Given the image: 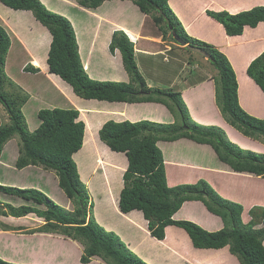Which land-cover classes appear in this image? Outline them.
<instances>
[{
  "label": "trees",
  "instance_id": "1",
  "mask_svg": "<svg viewBox=\"0 0 264 264\" xmlns=\"http://www.w3.org/2000/svg\"><path fill=\"white\" fill-rule=\"evenodd\" d=\"M106 1L112 0H77L81 7L89 10L99 9ZM130 1L143 14L151 15L164 36L166 29H169L185 45L199 47L209 54V61L218 71V78L214 80L216 103L225 121L246 137L255 140L264 138V118L249 114L240 104L237 73L229 58L214 46L190 36L171 8L170 0ZM0 2L16 12H31L49 31V73L64 81L75 96L110 103H161L172 114L177 113L176 116L186 124L183 127L177 123L162 124L148 120L136 123L111 120L102 126L99 139L113 152L125 154L128 161L119 199L122 213L141 211L148 221L151 235L158 240L164 239L167 227L177 226L189 235L196 249L219 250L229 247L230 253L241 264H264V207H254L251 210L252 219L245 223L242 220L243 205L220 196L206 180L169 187L163 152L157 143L161 140L188 138L197 143L209 144L220 160L234 172L262 177L264 154L240 148L226 137L222 128L195 122L189 115L180 92L148 88L138 70L134 44L124 31L113 33L110 50L120 51L130 82L100 81L88 75L80 56L76 31L66 16L50 10L41 0ZM206 13L221 24L231 37L243 35L246 27L256 28L264 23V6H256L236 14L212 10H207ZM11 45L7 28L0 24V103L10 116V124L0 127V161L5 160L7 154L4 147L8 141L18 137L21 144L16 161L17 169L35 166L55 172L59 187L67 198L75 201L76 209L68 211L38 189L0 183V194L25 202L20 206L0 202V215L13 219L35 215L43 221L37 233L60 234L79 241L84 247L80 257L81 264H90L96 257L105 264H149L131 251L115 232L107 231L95 218L89 190L81 180L78 161L74 157L83 148L86 130L84 122L79 120V110L68 107L67 101L66 106L62 104L63 98L57 94L55 98L58 105L38 110L36 127L30 130L22 113V107L29 101V96L25 95L22 104H19L2 92L6 80L3 67ZM26 71L35 74L40 70L30 65L26 67ZM246 75L264 93V52L250 62ZM137 87L140 89H136ZM95 122L99 120H94ZM188 201L203 202L211 213L221 218L224 227L209 231L190 220H174V215ZM256 210L261 211L259 215L254 214ZM0 264L18 263H10L0 257Z\"/></svg>",
  "mask_w": 264,
  "mask_h": 264
},
{
  "label": "rangeland",
  "instance_id": "2",
  "mask_svg": "<svg viewBox=\"0 0 264 264\" xmlns=\"http://www.w3.org/2000/svg\"><path fill=\"white\" fill-rule=\"evenodd\" d=\"M41 1L44 2V4H46V6L50 10L62 14L67 18L73 17L76 21V31L78 34L81 33L80 29L81 30L83 29L85 30V28L90 30L96 29L97 31L100 29L102 24L106 28V26H109L108 24L112 25V22L120 23L122 18L121 15L123 9L122 6L126 3L125 0L123 1L114 0L115 1L114 3H112V1H108L105 2L97 10H89L81 7L77 2V0H41ZM0 6L2 7L0 8V24H2L4 27L7 28L12 41L11 48L6 57V63L3 67V72L6 75L5 76L6 80L4 82L2 92L6 94L8 97L17 100L19 104H22V100L25 97V95L29 96V101L24 103L22 107V113L25 116V120L28 128L30 130H33L36 127L35 122L37 120L38 110H40L41 108H51L58 105L55 98L57 94H59L63 98L62 104H65V101H67L66 104H68L67 105L68 107L72 106L73 108L79 110L80 112L79 120L83 121L85 126L87 120L88 121L93 120V122L94 120H99V122H95V124L98 123L97 126L95 127L96 129L99 128V126H101V124H103L105 120L111 118L110 115L108 114L110 111H106V113L104 111L105 114L104 113L102 114L100 113L102 112L100 109L95 110V108L92 107L93 105L92 103H89L91 105L87 104L83 106L84 103L77 101V97L74 95L73 91H71L70 87L64 81H62L59 77L49 73L47 58H48V50L50 48L49 44L51 40V35L49 31L35 19L34 15L31 12H24V11L16 12L8 7L3 6L1 2H0ZM3 8L6 10H3ZM99 12H102L101 16L103 17L107 15L110 17H115V19L109 22L107 21V24L105 25L104 23L105 19H100L98 16L95 15L96 13L98 14ZM119 15L121 16V18L119 17ZM155 15L158 16L159 14L155 13ZM148 16L149 18L151 17V15ZM150 20L152 21L151 22L152 24L150 23L151 28L159 32V38L158 36H155V39H150L151 42L149 43V45H150V49L153 48V53L152 54L140 53L141 51L135 50L137 41H132L134 44V50L136 56L135 60L136 63L138 64V70L141 73L142 77L145 79L146 86L150 89L160 88L161 90H169V91L177 92V91H181L180 90L181 87L179 85L188 87L189 85H193L194 83L197 84L203 81L205 78H210L209 80L211 83L209 84L216 91V83L215 81L212 82V80L218 78V71L214 69V67L211 64V61H209V59L206 58L205 56L203 57V55L197 54L196 52L184 51V53L186 54V57L184 56V59H187L189 58V56H191L192 57L191 62L194 60V58H196L197 60H200L199 62L201 63L202 66L196 65L191 68L182 67L183 58L180 59V61H178V59L174 57L175 56L174 54L176 53L175 51H173L177 48L176 45L179 44L181 45V43L178 44V41L181 39L175 36L173 31H170L169 29H166L167 33L164 36L163 32L160 31L158 25L154 22L152 17ZM85 21H87V23H85ZM147 29L150 34H153V31H151L149 27ZM101 30L104 29L101 28ZM143 30L144 29H141V33L138 32L139 34L138 33L135 34L134 33L135 31H133V33L131 34L133 37L138 39L140 38L139 35L141 36L143 34ZM92 34L93 33L89 31V33L86 34L87 39H89L92 36ZM100 34H99V39L101 38ZM135 38L134 40H137ZM238 41L240 40H235V38H233V39H228L226 43L228 44L227 47L229 46L233 47L230 48V50L237 51V56H238L237 62L235 61L233 62L236 63L237 65L236 70L239 69L240 73H238V75L241 74L243 76L242 74L243 69L241 68V66H243L242 64L243 61L245 60V57L248 56L247 54L254 51L255 49L254 44L256 43L244 41L241 44L242 46H238L240 42L237 43L235 46L233 42H238ZM151 43H153V45ZM144 44L147 43H143L139 46L144 48L145 47ZM181 46L186 47L187 45H181ZM109 49H110V45H109ZM117 51L119 50H115L114 53L111 51L110 52L115 54L117 53ZM185 54L182 53V55ZM251 54L252 53H250V55ZM30 65L38 68L40 71L35 74L26 71V67ZM183 78L187 79V81L184 80ZM150 82H155L157 85L154 86L153 84H150ZM138 87L140 86L138 85ZM138 87L136 89H140ZM213 89L211 90L212 95L210 93L205 94V96H210L211 99L210 97L205 98L204 100L205 103L203 104V107H201L199 112L205 114V112H208L210 109L213 110L215 106L217 107V109H219L221 118L225 120L219 105H217L216 103V95ZM239 92L241 97V98L239 97V99H241V105L243 108L249 110V112L251 113H255L256 115L259 114L261 116H264V97L261 95V92L258 88L254 92L253 96L246 95L244 94L243 90L239 91L238 89V95ZM75 100L77 101L76 104L74 103ZM185 104L187 105L189 115L198 124L203 126H216L222 128L221 126L211 123L215 121L209 122L208 119H207L208 123L205 124V120L203 118L197 117V115H194L192 113V109L196 105L192 107L189 106L187 102H185ZM81 112L82 114H84L83 117L81 115ZM170 115L171 116L169 120L163 116V119L158 120L157 123L170 124L171 122L169 121L172 120L173 122L174 120V123H177V125L186 127V124H184V122L180 120L179 117L176 116L178 115L177 113L172 114L170 112ZM9 117L10 116L8 114V111H6L5 107L0 103V127L10 124ZM228 125L231 126L230 124ZM231 127L232 128H230V130L232 131H230L229 129L226 131L222 128L225 132L226 137L230 141L234 140L235 143L237 142L239 147L241 144L243 147H245V149H249L254 152L264 154V138H261L260 140H254V139L248 140L246 139V137L241 138L242 133L233 126ZM236 135L238 137H236ZM20 144L21 143L19 138L13 137L5 145L4 152L7 154L6 155L7 158L5 156V160H2V162L0 161L1 162L0 183L2 185L14 186L19 188L38 189L43 193H45L47 196L51 197L57 204H60L68 211L75 210L76 209L75 201L70 200L63 193V190L59 187L58 184L59 179L55 174V172L44 170L41 167H32V166H29L23 170H19V168L17 169L16 161L20 154L19 152ZM91 150H94V146L92 145L90 147L88 146V150L85 149L80 154H78L77 156L75 155L74 157L78 161V165H79L78 168H80L81 180L89 190V194L91 197L90 202H92L94 205L92 211L96 216L95 218L99 222V220L101 221L100 216L103 215L104 217L106 215L104 208L106 210L109 209L106 206H104L103 202L98 203V195L100 192V181H102V183L104 184V181L108 179L107 174L112 170H115L116 168L119 169V167L121 168L123 167L126 169L127 161H126V156L125 157L123 156L124 158H121V160L117 159L112 161L110 159L103 158L102 161L98 162L96 161L97 159L93 156L95 155L94 152H91V154L93 153V155L89 153V151ZM214 152L218 157V158L215 157V162H217L218 160L222 162L217 152L216 151ZM82 154L87 156L86 160L83 158ZM228 169L232 170L230 167ZM170 170L171 168L169 167V171ZM237 174H241V179L244 180L242 183L243 187H241L240 190H236L234 184H237V182H231L227 186L230 189L229 194L231 193L229 197H224L220 193L218 194L224 197L225 199H229L230 201H233L235 203H240L241 205L243 204L244 213H242V220L243 222H248L252 219L251 210L254 207H256L254 205L260 204L261 206L258 207H264V177L249 173H237ZM122 180H123V176H122ZM119 181H120V176H118V182ZM90 183L93 184L89 186ZM104 185L101 186V189L103 190L105 189ZM110 185L112 187L114 186V183H111ZM230 185L231 187H229ZM111 187L109 188V190L106 191V193L110 194L112 197H115V201H116L117 192L118 190L122 191L121 189L124 187V184L122 188H120V186L117 184L116 187H112V188ZM246 190H250V191L245 192ZM238 192L239 194H237ZM0 202L2 204L9 203L14 206H20L25 203L24 201L18 198L8 195H2V194H0ZM203 205L205 206L204 203ZM87 208L90 209V207L88 206ZM2 209L5 210L4 208ZM208 212L211 213V211L209 210ZM260 212L261 211L256 210L254 214L259 215ZM214 215L215 214L211 216V220L212 222H214V224H212L211 227L209 224L212 222L209 221L208 223H206L209 226L207 227H204L205 225H200V226L206 228L209 231L210 230L217 231L222 229L224 227V224L222 223L221 218L219 216L215 217L216 215L215 216ZM174 220H179V219L174 218ZM259 221L260 219H258V222ZM195 223L198 225L200 224L197 222ZM42 225H43V221L37 218L35 215H30L29 217L19 218V219L7 218L0 215V255L2 257L9 258L7 260L4 258L1 259L10 263H16L13 260L14 254L18 253L19 250H24V248L26 247L28 249L33 247L34 238L33 239L31 238L39 234L36 231ZM101 225H103V227L107 231H112L115 229H119V230L123 229L121 231L123 232L125 231L124 228H121L118 225L117 226L119 228L117 226L115 227H112V225L109 226V224L108 227H106L105 224H101ZM134 226L135 227H133L132 230H130L129 228H125L126 230H128V235L131 240L127 241V239L125 238L126 241H124V243L130 250L134 251L136 255L139 254L143 257H148L150 264H212L210 260L213 259L214 255H216V259H219V261H221L224 256L223 253H225V264H241L238 258L234 256L232 253H230L229 247L219 249L218 252H216V250L213 251L205 250V251H200L201 254H197L196 251L194 250H200V249L194 248L192 243L186 244V242L184 241L174 242L172 239H169L167 233L168 234L171 233L172 229L170 231L165 230L164 239L158 240L157 238L151 235L147 220L145 221L144 228L143 227L140 228L139 225H135V224ZM142 228L144 230L142 231L144 235L142 234V236H138L139 233L141 234L140 230ZM45 236L46 237H35L37 239L36 243L38 242L37 243L38 246L40 245L39 239L41 240L44 239L45 241L48 240L49 242L50 241L54 242V244L56 245L64 244L63 246L64 248L65 245L71 246L72 244H74V246L76 245L78 248L80 247L79 248L81 252L80 255L84 251V247L79 241L71 240L60 234H51L50 236L46 234ZM42 247H45V245ZM62 251H64V249L60 250L56 248V252H54V255L52 257L56 256V253H61ZM55 260L56 259L52 258V261ZM99 262L105 264L101 259L99 260ZM18 264H23V263H18Z\"/></svg>",
  "mask_w": 264,
  "mask_h": 264
},
{
  "label": "crops",
  "instance_id": "3",
  "mask_svg": "<svg viewBox=\"0 0 264 264\" xmlns=\"http://www.w3.org/2000/svg\"><path fill=\"white\" fill-rule=\"evenodd\" d=\"M125 1L126 3L122 6L123 9L121 13L122 15L121 22L120 23L112 22V25L108 24L109 26H106V28L102 24L100 29L97 31L96 29L90 30L85 28V30L80 29L81 33L78 34L76 31L75 19L73 17L68 18L72 22L74 29L76 31L77 41L79 44V52L84 67L88 75L93 79L101 80V81H116V82H127V83L130 82V77L126 72V70L124 69L122 63L121 53L117 51V53L113 54L114 52L111 53L110 52L111 50L109 49L111 38L115 31L122 30L129 36L131 41H137L135 50L141 51L140 53L143 54L153 53V48L150 49V45H149V43L151 42L150 39H155V36H158L159 38V32L151 28L150 26V23L152 22L150 20L151 17L149 18L148 15L143 14L132 1L130 0H125ZM114 2L115 1L112 0V3ZM170 6L173 9L174 13L178 16L179 20L182 22L183 26L185 27L186 31L190 36L192 35V37L214 46L219 51L227 55L235 70L237 69L236 67L237 65L233 61L237 62V57H238L237 51L230 50V48L233 47L231 46L227 47L228 44L226 43V41H228V39H233V38H235V40H240L238 42H233L235 46L239 42L240 43L238 46H242L241 44L244 41L256 43L254 44L255 46L254 51L250 52L252 53L251 55L250 53L247 54L248 56L245 57V60L243 61L242 64L243 66H241V68L243 69V73H242L243 76L241 74L238 75V73H240L239 69L236 70V73H237V80L239 83V91L243 90L244 94L253 96L257 88L260 90V88L253 82V80L246 75V68L253 59H255L264 52V23H260L256 28L246 27L243 35L241 36L229 37L225 33L224 27L221 24H219L217 21L209 17L206 12L207 10L228 11L231 14H236L242 11L252 9L256 6H264V0H170ZM0 8L2 7L0 6ZM3 10L6 9L3 8ZM95 15L98 16L100 19H105L104 20L105 25L107 24V21L109 22L115 19V17H110L107 15H105V17L101 16L102 12H99L98 14L96 13ZM85 23H87V21H85ZM148 27L151 29V31H153V34H150L148 32L147 29ZM101 28L104 30H101ZM141 29L144 30H143V34L141 36L139 35L140 38L137 39L132 36L131 33H133V31H135L134 33L137 34L138 32L141 33ZM89 31L93 34L89 39H87L86 34H88ZM99 34L101 35L100 39H99ZM134 38L137 40H134ZM143 43H147L144 44L145 45L144 48L139 46ZM151 44L153 45V43ZM181 45L180 44L176 45L177 48L173 50L175 51L176 54H174L175 56L174 55L173 56L176 59H178V61H180V59L183 58L182 67L191 68L196 65L202 66L201 63L199 62L200 60H197L196 58H194L192 63L191 56H189V58L187 59H184V56L186 57L184 51L186 52L187 50L184 48L185 46L183 47ZM181 52L185 55H182ZM209 79L210 78H205L203 81L197 84L194 83L193 85H189L188 87L179 85L181 87L180 88L181 91H177V92H180L182 94L185 102H187L189 106L193 107L196 105L195 107H193L192 113L194 115H197V117L203 118L205 120V124L208 123L207 122L208 119L209 122L215 121L211 123L221 126L224 130L226 131L228 129L230 130V128L232 127L229 126L223 118H221V114L219 112V109H217V107L214 106L213 110L210 109L208 112H205V114L199 112L201 107H203V104L205 103L204 102L205 98L210 97V96H205V94L210 93L212 95L211 90L213 89V87H211V85L209 84L211 83ZM184 80L187 81V79ZM214 80L215 79H213L212 82H214ZM150 84H153L154 86L157 85L155 82H150ZM156 89H160V88H156ZM260 92L261 95L264 97V93L261 90ZM239 97H240V92H239ZM77 101L84 103L83 106L87 104L91 105L89 103H92L93 104L92 107H94L95 110L100 109L102 111L100 113L102 114L104 113V111L105 113L106 111H110L108 114L110 115L111 118L105 120V122L101 124L99 128L95 129L98 123L95 124L92 120L86 121L84 145L83 148L76 154L77 156L83 150L85 149L88 150V146L90 147L92 145L94 146V150L89 151V153L91 154V152H94L96 156L93 155V153L91 155H93L97 159L96 161L98 162L102 161L103 158L110 159L113 161L117 159L121 160V158L125 157V154L123 153H116L110 150V148L106 146L99 139V131L106 122L111 120L116 122L130 121L133 123L144 120L157 122L158 120H162L163 116L168 120L170 119L171 116L169 109L165 105L157 102L110 103L107 101L84 100L79 97H77ZM77 101L75 100L74 103L76 104ZM240 104H241V99H240ZM245 110L251 115H254L258 118H264V116L251 113L247 109ZM81 115L83 117L84 114H82L81 112ZM169 122L174 123V120L173 122L172 120H170ZM236 137L238 136L236 135ZM244 137L246 136L241 134V138ZM246 139L253 140L248 137H246ZM232 142L235 143L234 140H232ZM235 144H237V142ZM157 145L163 152L165 167H166L165 170L166 179L169 187H175L181 184H195L199 180L203 179L206 180L216 192L218 191V193H220L224 197H229V195H231V193L229 194L230 189L227 187L231 182H237V184H234L236 190H240L241 187H243L242 183L244 180L241 179V174H237L234 171L228 169L229 167L226 165V163L224 164L219 160L215 162V157H217V155L214 152L215 150L212 149L213 147H211L209 144L197 143L196 141H193L191 139L180 138L175 141L161 140L158 141ZM240 147L242 149H245V147H243L241 144ZM245 150H249V149H245ZM82 156L85 160L87 159V156L83 154ZM126 161H127V157H126ZM127 166H128V161H127ZM169 167L171 168L170 171H169ZM124 169L125 168L123 167L122 168L119 167V169L116 168L115 170L109 172L107 174L108 179L104 181L105 185L102 183V181H100V192L98 195V203L103 202L104 206H106L109 209L106 210L103 207L106 212V215L104 217L103 215L102 216L99 215L101 221L100 220L99 222L97 221L100 225L105 224L106 227H108L109 224V226L112 225V227L118 225L119 227L124 228L125 230L124 232L121 231L123 229L112 230V232H115L123 242L126 241L125 238L127 239V241L131 240L128 235V230H126L125 228H129L130 230H132L133 227H135L134 224L139 225L140 228L141 227L144 228L146 221L141 211H132L127 214L121 213L119 209V199H120L121 191L118 190L116 201H115V197H112L110 194L106 193V191L109 190V188L111 187L110 185L111 183H114V186L112 187H116L117 184L120 186V188H122L124 184L122 180V176L126 171V169L125 170ZM79 173H80V168H79ZM118 176H120L119 182H118ZM92 184L93 183H90L89 186ZM102 185H104L105 187L104 190L101 189ZM229 187H231V185ZM248 191L250 190H246L245 192ZM237 194H239V192ZM254 206L258 207L261 205L256 204ZM210 215L213 216V213L208 212L206 207L203 205V202L188 201L183 204L181 209L174 215V218L179 220H190L193 222L200 223L199 225H205L204 227H207L209 225L211 227L212 224H214V222H212ZM208 221L212 223H210L209 225L206 224L208 223ZM143 228L140 230L141 234L139 233L138 236H142V234L144 235V233L142 232L144 231ZM171 229H172L171 233L169 234L167 233L169 239H172L174 242L184 241L186 242V244L192 243L190 237L183 229L176 226H169L166 228L167 231H170ZM45 235L46 234H37L36 236H33L31 238V239L34 238L33 247L29 249L27 247L26 248L22 247L24 248V250H19L18 253H15L13 260L16 263H23V264H81L80 257L82 254L80 255L81 253L79 249L80 247L78 248L76 245L74 246V244H72L71 246L65 245L64 248L63 247L64 244L56 245L54 244V242L51 241L49 242L48 240L45 241L44 239L43 240L39 239L40 245L38 246L37 244L38 242L36 243L37 239L35 237H46ZM44 245L45 247H42ZM56 248L60 250L64 249V251H62L61 253H56V256L52 257L54 255V252H56ZM205 250H212V249H200L194 251H196L197 254H201L200 251H205ZM216 252H218V250H216ZM223 254L224 256L221 261H219V259H216V255H214L213 259L210 260L211 263L225 264V253ZM139 256L147 263H149L148 257H143L141 255ZM0 257L6 260L9 259L2 257L1 255ZM51 257L56 260L52 261ZM99 260L100 259L97 257L93 258L90 264H97V263L102 264L99 262Z\"/></svg>",
  "mask_w": 264,
  "mask_h": 264
},
{
  "label": "water",
  "instance_id": "4",
  "mask_svg": "<svg viewBox=\"0 0 264 264\" xmlns=\"http://www.w3.org/2000/svg\"><path fill=\"white\" fill-rule=\"evenodd\" d=\"M178 43H181L182 45H185V43L182 40H179ZM186 48L192 52H196L197 54L203 55L206 58H209V54L204 51L203 49L191 45H187Z\"/></svg>",
  "mask_w": 264,
  "mask_h": 264
}]
</instances>
